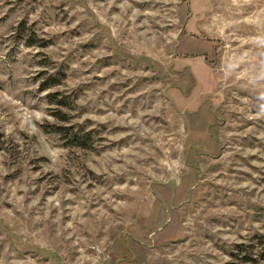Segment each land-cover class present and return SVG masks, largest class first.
Instances as JSON below:
<instances>
[{"label":"rangeland","instance_id":"374dc122","mask_svg":"<svg viewBox=\"0 0 264 264\" xmlns=\"http://www.w3.org/2000/svg\"><path fill=\"white\" fill-rule=\"evenodd\" d=\"M0 264H264V0H0Z\"/></svg>","mask_w":264,"mask_h":264}]
</instances>
